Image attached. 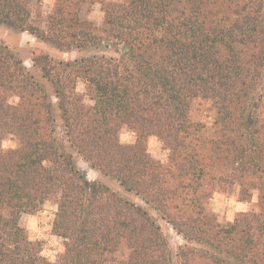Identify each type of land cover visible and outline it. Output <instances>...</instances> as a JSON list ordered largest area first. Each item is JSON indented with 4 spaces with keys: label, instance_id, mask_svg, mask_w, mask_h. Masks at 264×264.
Instances as JSON below:
<instances>
[{
    "label": "trees",
    "instance_id": "obj_1",
    "mask_svg": "<svg viewBox=\"0 0 264 264\" xmlns=\"http://www.w3.org/2000/svg\"><path fill=\"white\" fill-rule=\"evenodd\" d=\"M74 3L43 25L29 0H0V25L90 52H33L37 76L0 42V264H53L20 224L49 199L62 264H264V0L103 1L100 26ZM236 189L258 209L221 223L210 200Z\"/></svg>",
    "mask_w": 264,
    "mask_h": 264
},
{
    "label": "rangeland",
    "instance_id": "obj_2",
    "mask_svg": "<svg viewBox=\"0 0 264 264\" xmlns=\"http://www.w3.org/2000/svg\"><path fill=\"white\" fill-rule=\"evenodd\" d=\"M79 4L74 3L67 7V10L77 12L82 19H88L100 26L103 23L104 15L101 10L103 1H117V0H76ZM34 10V16L37 21L43 22L45 25L47 16L58 7L60 0H29ZM40 15V16H39ZM39 16V17H38ZM43 20V21H42ZM0 42L7 44L20 58L27 64L28 68L37 76L39 71L35 70L31 63L32 53H48L55 59L71 60L81 55H87L90 52L61 51L51 44L42 41L28 33H19L9 30L7 27L0 25ZM77 89L80 93H84L85 84L79 82ZM87 103H91L88 97H85ZM15 137H12L14 139ZM121 140L129 143L134 140L133 133L125 130L121 135ZM9 144L6 143V147ZM149 153L161 162L167 161L168 151L164 148L161 140L155 136H150L146 142ZM78 167L84 171L89 180L105 181L113 190L120 194L140 202V199L130 196L123 192L118 183L114 180L104 178V176L89 166L81 157H76ZM210 208L215 213L217 219L221 223H229L241 212H247L258 209V194L255 192L253 197L248 201L240 200L238 191H220L217 192L210 200ZM58 210V204L55 200H47L42 208L35 213L23 214L20 220L21 226L27 231L32 240L40 241L43 245V255L49 259L53 264H62L60 261V253L62 249V238L58 236L53 229V222L55 214ZM162 229L167 235L170 246L175 252L179 245L184 243L183 239L176 234L173 228L163 220H159Z\"/></svg>",
    "mask_w": 264,
    "mask_h": 264
}]
</instances>
